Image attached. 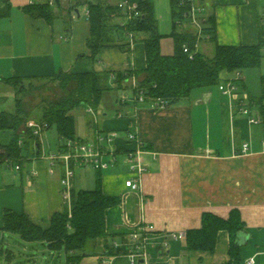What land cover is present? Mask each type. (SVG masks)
<instances>
[{"label": "crops", "instance_id": "0c3cea01", "mask_svg": "<svg viewBox=\"0 0 264 264\" xmlns=\"http://www.w3.org/2000/svg\"><path fill=\"white\" fill-rule=\"evenodd\" d=\"M10 1L11 14L0 17V114L16 110L15 88L7 81L10 77L46 78L60 70L71 73L106 70L114 74L131 69L141 71L147 66L140 38L130 52L116 42L105 47L100 58L94 60L87 44L90 22L83 9L80 15L74 11L69 14L68 0V10L63 9L61 1L62 15L58 14L53 23L25 13L21 7L29 4L28 0ZM201 3L205 15L215 17L220 44H258L260 31L264 30V0H201ZM155 8L160 22L157 5ZM170 10L172 18L171 7ZM169 39L171 47L166 45L167 50L163 47L166 54L174 51L173 40ZM131 86L112 91L114 96L110 93L105 96L100 109L103 118L95 117L88 138L76 132L80 139L88 141L96 139L98 133L119 134L112 144L118 151V164L101 175L102 191L121 200L106 211L110 244L124 242L131 228L147 224L153 226L146 236L151 264H251L252 258L255 259L252 264H264V124H251L247 115L231 109L218 85L197 89L189 98L161 108L151 101L122 102L124 94L134 95ZM244 86L250 100L258 105L253 112L261 111L260 98H255L245 83ZM110 109H114L111 115ZM130 133H135L137 140L130 141ZM13 136L14 131L0 130V143H10ZM23 138L26 158L21 169L16 170V163L11 161L0 163V167H11L0 169V228L4 226V212L10 208L26 213L32 222L47 229L52 213L67 205L62 193L64 168L59 163L52 165L49 159L50 153L61 151L66 139L59 136L57 151L47 155L42 141L36 149L28 137ZM246 143L249 149L244 153ZM137 145L143 149L141 160L146 171L142 173L141 191L135 192L126 186L131 172L127 153ZM96 173L97 170L95 184ZM74 178L75 190L96 186L86 188L89 180L84 173ZM236 208L245 222V230L237 240L241 245L240 261L230 257L227 230L219 233L214 252L190 251L186 238H178L180 233L201 227L203 213L209 211L228 218ZM6 234H1L0 242L6 241ZM96 259L94 264H111Z\"/></svg>", "mask_w": 264, "mask_h": 264}, {"label": "trees", "instance_id": "16d2710c", "mask_svg": "<svg viewBox=\"0 0 264 264\" xmlns=\"http://www.w3.org/2000/svg\"><path fill=\"white\" fill-rule=\"evenodd\" d=\"M116 0H75L68 2L69 14L87 5L90 9V37L87 40L91 57L98 60L105 47L113 43H122V34H135V40L144 43L147 66L144 70L131 69L126 72L117 71H88L67 72L58 71L46 78H13L7 79L15 88V111H5L0 114V130L14 131L10 143H0V163L11 161L21 165L26 158L24 155L25 140L28 137L34 148H38L41 140L27 127L29 120H36L45 129L56 127L58 136L66 140L81 138L77 135V121L74 111L78 106L87 105L94 111H99L106 94L118 91L132 85V75L137 77V88H132L133 94L144 93L147 100H163L168 106H173L183 99L189 98L197 89L217 86L222 81L223 72H242L244 68H258L264 58V30L260 31L257 45H223L218 42L216 21L213 15H205L207 20L202 24V33L191 25L182 24L185 10L180 0H170L173 18L172 33L160 32L159 21L156 19V8L153 0H137L143 12L141 17L128 23H123L124 13L116 5ZM0 17L11 14L12 2L2 0ZM61 3L57 4V8ZM21 9L36 17L45 18L53 23L57 18L53 6L47 1H37L23 5ZM70 22H68V25ZM173 40L172 54L163 52L164 38ZM213 45L209 55L201 48L202 40ZM200 45L197 49L196 45ZM125 51H132L129 43L118 44ZM189 49L185 51V47ZM56 83L58 93L54 98L41 99L33 102L36 92L46 86V83ZM131 83V84H130ZM264 85V76L262 77ZM31 98V99H30ZM261 112L264 114V93L260 98ZM102 171L97 170L96 186L93 189L73 188L71 215L68 207L55 211L50 217V227L44 229L31 221L26 213H18L13 209L4 212L3 232L14 233L27 241L45 243L52 251L66 252L67 264H83L86 256L103 258L124 252L116 250L110 244L106 233V211L120 203L119 196L106 195L102 191ZM202 225L186 232V244L190 251L214 252L217 238L222 230L230 235V257L235 262L241 260L238 235L245 230V222L238 208L230 211L228 218L220 217L212 212L202 214ZM1 240V238H0ZM115 264H128L126 258H116Z\"/></svg>", "mask_w": 264, "mask_h": 264}, {"label": "built area", "instance_id": "2783aa9c", "mask_svg": "<svg viewBox=\"0 0 264 264\" xmlns=\"http://www.w3.org/2000/svg\"><path fill=\"white\" fill-rule=\"evenodd\" d=\"M1 1V0H0ZM37 1L43 0H28L29 3H34ZM49 3L50 6H57V4L61 3L62 0H44ZM75 0H68V2L72 3ZM116 5L119 6L124 13V24L129 21H133L141 17L143 12L140 9V5L137 0H116ZM180 4H182L185 12L178 22L182 24L191 25L195 28L199 35L202 36V24H204L207 20V17L204 13V5L201 3V0H180ZM1 7V3H0ZM80 9H83V14L88 18L90 14V9L87 5H83L74 10V13L80 15ZM131 40L129 44L132 46L135 42V34L130 32ZM197 49L200 45H196ZM189 49V46L185 47V51ZM233 77L229 79L222 80L218 83V87L230 101L231 109L234 108L238 113L242 115H247L248 120L251 124H264V114L261 111L257 110L256 113L253 112V109L258 107V105H254L255 103L250 100L248 92L244 90L242 86H240V82L244 81L243 72L235 71ZM133 88H137V82L134 81L132 83ZM122 102H146L151 101L157 107H167L168 104L163 100H147L144 96V93H140L138 95L134 94L129 96L128 94H124L121 97ZM90 111L94 110L90 108ZM27 127L32 129L33 133L42 139L41 134L45 130V127L38 123L35 119L29 120L27 122ZM96 139L88 141L77 138L75 140L68 139L66 140L63 148L59 153H50L49 159L52 161V165L55 163L62 164L64 168V175L62 179V193L64 203L68 206H71L72 198H73V188H74V176L75 170L78 167H94L96 170L104 171L109 168H113L117 166V154L118 151L116 148L112 147L113 142L118 138L119 134L116 131H109L105 134L98 133ZM129 140L134 141L137 140V135L135 133L129 134ZM264 142V140L262 141ZM108 143L109 146H105L104 144ZM249 149V143L243 145V152L246 153ZM143 153L142 147L137 145L136 148L130 150L127 153V162L130 163V178L126 181V186L129 187L133 191H141V179L142 173L146 171V167L141 160V154ZM13 167V166H12ZM16 170H20L21 166L16 164L14 166ZM36 173L33 172L31 175L34 176ZM30 176V179L32 178ZM29 179V180H30ZM71 215V211H70ZM153 226H149L147 224H139L128 231L127 240L124 242L115 241L112 244V247L116 250H123L116 255H112L110 257L103 258L102 262L104 263H115V259L118 257L126 258L128 264H151L148 260V252L146 246V236ZM178 238H186V233H180ZM255 259L252 258L250 263H254Z\"/></svg>", "mask_w": 264, "mask_h": 264}, {"label": "rangeland", "instance_id": "374dc122", "mask_svg": "<svg viewBox=\"0 0 264 264\" xmlns=\"http://www.w3.org/2000/svg\"><path fill=\"white\" fill-rule=\"evenodd\" d=\"M2 1V0H1ZM0 1V3H2ZM154 5H157L158 8V18L160 19V31L162 33H172V27H173V21L171 18V4L170 0H153ZM62 6L63 9H67V0H62ZM53 9H55L56 13L60 15L61 11L63 12V9L57 8V6H53ZM62 15V13H61ZM131 40V37L126 34H122L120 37V41L122 43H129ZM142 44V42H140ZM202 44L206 45L205 52L211 55L213 45L210 42L202 40ZM171 47V40L169 38H164L162 41V47L167 50V46ZM168 47V48H169ZM264 57V56H263ZM243 77L244 81L240 82V86L245 87L244 83L248 87V90L252 93V95L255 98H261L264 93V85L262 84V77L264 76V58L262 59L261 66L258 68H244ZM222 80H225L226 78L229 79L230 77H233L234 73H226L223 72ZM131 78L132 83L134 81L138 82L139 79L135 75H132ZM46 83V86L42 87L40 91L36 92L35 96L32 98L33 102H39L41 99H47V98H54L56 96V93H58V88L56 86V83L51 81H39L37 84ZM110 94L114 96V93L110 91ZM107 95V94H106ZM31 99V98H30ZM142 103V102H138ZM120 106V105H119ZM118 106V108H120ZM117 108V110H118ZM114 109H110L109 115L112 114ZM97 111H90V107L87 105H81L76 108V110L73 112L75 115V120L77 121V133L79 135L84 136L85 138H88L87 134L90 133L92 126L96 122L95 117L97 120H101L103 118L101 110L98 111V116H94V113ZM41 141L44 143V149L49 155L51 151H57L58 144H59V136L57 133V129L55 126L45 129L41 134ZM91 141V140H89ZM105 146H109L108 143L104 144ZM5 167V168H3ZM0 167V169H10L9 166H3ZM79 168V167H78ZM79 169H83L80 170ZM77 169L75 175L78 177V175L83 174L85 175V178L89 180L86 184V188H93L96 184L94 182V174H95V168L94 167H84ZM11 170V169H10ZM68 207L69 211H71L72 206L65 205V207ZM6 241L0 242V264H67L66 263V252L64 250L60 252L52 251L48 248V246L43 243L42 241L39 242H33V241H27L25 239H22L19 235L10 233L6 234ZM10 255V256H9ZM96 256H86L84 260L82 261L83 264H94L97 262L98 259H96ZM101 262V261H100ZM103 263V262H101Z\"/></svg>", "mask_w": 264, "mask_h": 264}, {"label": "water", "instance_id": "95a60500", "mask_svg": "<svg viewBox=\"0 0 264 264\" xmlns=\"http://www.w3.org/2000/svg\"><path fill=\"white\" fill-rule=\"evenodd\" d=\"M58 2H59V0H58ZM38 146H40V145H38Z\"/></svg>", "mask_w": 264, "mask_h": 264}]
</instances>
